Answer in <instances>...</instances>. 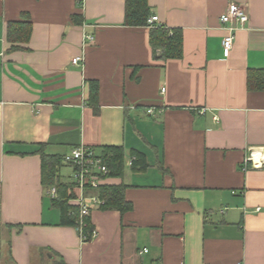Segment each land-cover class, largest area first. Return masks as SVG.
Here are the masks:
<instances>
[{"label": "crops", "instance_id": "0c3cea01", "mask_svg": "<svg viewBox=\"0 0 264 264\" xmlns=\"http://www.w3.org/2000/svg\"><path fill=\"white\" fill-rule=\"evenodd\" d=\"M231 2L248 21L225 55ZM148 5L156 25L181 29L180 59H153L150 28L123 25L124 0H0V264H264V165L244 164L264 148V90L247 88L248 70L264 69V0ZM26 16L29 39L11 49L7 24ZM78 145L122 148V176L102 184H124L131 203L94 207L88 241L59 225L41 183L38 150L63 159ZM68 175L62 161L59 182Z\"/></svg>", "mask_w": 264, "mask_h": 264}, {"label": "trees", "instance_id": "16d2710c", "mask_svg": "<svg viewBox=\"0 0 264 264\" xmlns=\"http://www.w3.org/2000/svg\"><path fill=\"white\" fill-rule=\"evenodd\" d=\"M79 7H82V0H77ZM74 16V21L77 18ZM151 16L148 0H124V22L129 27L148 26L149 43L152 49V57L155 60L180 59L183 54V37L179 28H168L161 24H148ZM20 21H11L7 24L6 38L12 44L11 49L22 48L21 43H26L31 33V23L28 17ZM89 102L94 112L97 111L98 83L90 81ZM247 88L250 90H264V69L248 70ZM106 165L110 173L109 177H120L124 171V152L121 147H105L102 150ZM41 159V183L47 188L54 186L57 191V198L51 200L52 206L59 209L61 226H77L78 208L69 203L73 198L74 190L69 184L59 182L57 177L58 168L62 165L63 159L59 156L47 155L42 148L38 150ZM130 167L134 171H143L147 168L145 156L137 151H131ZM124 184H102L95 193L103 200L99 206L103 210H118L124 213L131 209V203L124 198ZM86 226L84 233L88 236L85 241L90 240L89 233L93 229L89 217L85 219Z\"/></svg>", "mask_w": 264, "mask_h": 264}, {"label": "built area", "instance_id": "2783aa9c", "mask_svg": "<svg viewBox=\"0 0 264 264\" xmlns=\"http://www.w3.org/2000/svg\"><path fill=\"white\" fill-rule=\"evenodd\" d=\"M248 21V15L245 9L236 3H229L225 12L220 16V22L226 30V34L222 39V46L225 55L228 54L232 46L234 39V33L237 28L243 26ZM158 22V17L152 15L147 20V23L152 25ZM84 40L91 42L93 36L84 34ZM2 54H0L1 56ZM83 55L73 57L71 63L75 66H80L83 63ZM164 89L162 88L161 91ZM148 113H152V108L147 110ZM257 150V149H256ZM260 150L262 156L260 164L257 165L254 161L253 154L255 150H250L249 154L244 159V164L250 163L252 167H261L264 165V148ZM131 158L130 161L131 162ZM63 162L69 169V181L73 189L75 188L79 192L75 197L71 199L78 208L77 218V230L80 238L85 241L87 235L84 233L86 226L85 218L90 216V212L94 207H99L103 204V200L99 198L98 194L88 193L87 191H96L100 185H102L104 179L109 177L110 170L106 165L105 158L102 152H99L95 147L89 145H78L72 147L64 156ZM244 167V168H245ZM86 191V192H85ZM49 195L52 198H57V192L54 187L50 188ZM95 235V230L92 229L89 233V237L92 238ZM147 249L143 248L139 251V254L146 253ZM149 264H164L160 260L153 261Z\"/></svg>", "mask_w": 264, "mask_h": 264}, {"label": "bare ground", "instance_id": "6f19581e", "mask_svg": "<svg viewBox=\"0 0 264 264\" xmlns=\"http://www.w3.org/2000/svg\"><path fill=\"white\" fill-rule=\"evenodd\" d=\"M261 156H262V154H261V152H260V150H255V152H254V154H253V158H254V161H255V163L257 164V165H259L261 162H260V159H261Z\"/></svg>", "mask_w": 264, "mask_h": 264}, {"label": "rangeland", "instance_id": "374dc122", "mask_svg": "<svg viewBox=\"0 0 264 264\" xmlns=\"http://www.w3.org/2000/svg\"><path fill=\"white\" fill-rule=\"evenodd\" d=\"M63 171L65 175L68 174V170H67V173H66V169H63ZM2 264H11V263L7 260V258H5V261H3Z\"/></svg>", "mask_w": 264, "mask_h": 264}]
</instances>
